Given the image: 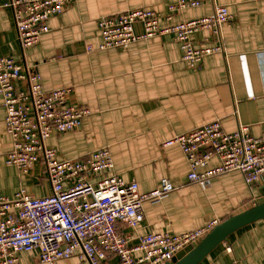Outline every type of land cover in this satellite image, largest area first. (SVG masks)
<instances>
[{
    "label": "crops",
    "instance_id": "0c3cea01",
    "mask_svg": "<svg viewBox=\"0 0 264 264\" xmlns=\"http://www.w3.org/2000/svg\"><path fill=\"white\" fill-rule=\"evenodd\" d=\"M9 1L0 0V57L12 58L25 73H38L44 91L70 88L69 102L91 112L78 129L53 133L46 146L67 159L108 149L113 173L136 181L140 194L154 191L162 178L176 188L158 202L143 203L138 227L121 226L131 244L144 234H182L212 221L220 223L264 201V182L249 187L238 172L215 177L205 188L187 186L189 168L180 149L161 148L164 140L214 121L225 132L246 126L252 136L261 135L264 0H203L198 7L175 12L168 6L178 0H75L51 17L39 43L26 49L20 47L12 9L1 7ZM218 6L227 8L230 20L219 26L218 33L201 29L191 38L195 48L221 49L203 56L195 69L182 60L172 34L139 40L124 49H98L101 17L150 9L159 15V27L166 28L210 17ZM134 31L142 34V25L135 24ZM27 86L25 81L17 83L18 90ZM4 116L0 95V197L12 199L21 188L34 197L48 194L40 164L28 175L6 165L12 140ZM217 164L213 157L205 169ZM18 261L40 264L37 251L19 253ZM234 263L264 264V220L231 234L200 264ZM56 264L80 261L73 257ZM104 264L119 262L112 257Z\"/></svg>",
    "mask_w": 264,
    "mask_h": 264
},
{
    "label": "built area",
    "instance_id": "2783aa9c",
    "mask_svg": "<svg viewBox=\"0 0 264 264\" xmlns=\"http://www.w3.org/2000/svg\"><path fill=\"white\" fill-rule=\"evenodd\" d=\"M73 1L10 0L1 7L12 9L20 47L26 49L39 43L48 31L47 21L62 14ZM202 2L178 0L168 11L198 7ZM159 18L155 11L144 8L101 17L97 23L101 38L98 49H124L139 40L172 34L182 60L195 69L203 56L221 48H195L191 36L201 29L218 33L230 15L226 7L218 6L210 17L166 28L159 27ZM137 23L143 28L140 35L134 31ZM21 81L28 85L25 90L17 89ZM70 92L68 87L44 91L38 73H25L12 58L0 57L4 126L12 140L5 163L22 175L40 164L49 184L48 194L42 197H34L23 188L12 199L0 197V264H19V253L31 251H37L40 264L73 257L80 264H104L112 257L119 264H169L177 253L197 245L218 224L216 221L182 234H144L134 244L121 232L122 225L138 227L144 202H158L175 191L168 179H160L154 191L140 194L136 181H125L113 173L108 149L82 159H67L46 146L53 133L72 132L91 114L87 107L69 102ZM174 146L188 164L187 186L205 188L211 179L231 172L240 173L249 187L264 182V127L261 135L254 137L249 127L239 126L229 133L214 121L161 143L163 149ZM213 157L217 166L205 169Z\"/></svg>",
    "mask_w": 264,
    "mask_h": 264
},
{
    "label": "water",
    "instance_id": "95a60500",
    "mask_svg": "<svg viewBox=\"0 0 264 264\" xmlns=\"http://www.w3.org/2000/svg\"><path fill=\"white\" fill-rule=\"evenodd\" d=\"M260 220H264V201L218 223L197 245L177 253L169 264H200L231 234Z\"/></svg>",
    "mask_w": 264,
    "mask_h": 264
}]
</instances>
